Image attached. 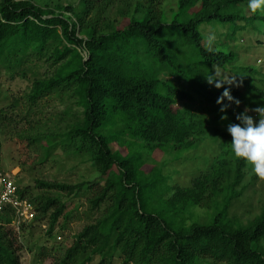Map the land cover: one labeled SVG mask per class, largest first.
I'll return each instance as SVG.
<instances>
[{
	"label": "trees",
	"instance_id": "1",
	"mask_svg": "<svg viewBox=\"0 0 264 264\" xmlns=\"http://www.w3.org/2000/svg\"><path fill=\"white\" fill-rule=\"evenodd\" d=\"M160 2L79 0L44 9L36 0H0V81L32 80L27 114L54 93L73 98L81 117L50 138L47 157L62 146L96 171L89 182L39 180L38 188L67 196L87 189L94 211L109 204L62 255L41 245L36 264H114L118 255L121 264H264V211L248 225L228 217L246 167L231 145L221 142L219 154L186 186L167 185L170 176L160 169L150 176L143 169L146 154L188 152L210 130L217 139L230 136L221 127L233 122L237 106L220 111L224 88L207 82L215 73L217 79L219 71L232 72L241 88L225 84L231 95L253 109L264 106V72L237 66L239 55L227 43L252 32L261 45L264 16L252 12L248 0H177L168 18ZM203 25H220L224 43L213 46ZM194 95L212 106V128L206 115L193 111ZM17 193L37 215L20 234L11 212L0 216V264H22L25 231L32 234L47 221L43 239L49 241L68 219L66 202L48 194L29 197L27 187L17 186ZM221 205L210 222L193 219V209Z\"/></svg>",
	"mask_w": 264,
	"mask_h": 264
},
{
	"label": "rangeland",
	"instance_id": "2",
	"mask_svg": "<svg viewBox=\"0 0 264 264\" xmlns=\"http://www.w3.org/2000/svg\"><path fill=\"white\" fill-rule=\"evenodd\" d=\"M79 0H36L38 6L42 8L49 7L55 9L57 5H76ZM162 10L168 18L172 12L177 10V0H161ZM259 13V12H258ZM264 16V14H261ZM210 26V27H209ZM216 26V27H215ZM220 25H203L201 32L206 40L214 42L213 46H218L219 41L224 43L221 32H224ZM261 45H257L252 32H247L244 36L237 35L232 41H227L230 49L235 50L239 55L237 66L260 69L264 72V34L260 38ZM45 72V69H42ZM166 78V75H164ZM217 77L223 80L230 79L233 83L232 88H241L232 72H217ZM176 81V80H175ZM177 85L187 90L188 85L177 83ZM32 80L21 78L9 79L2 76L0 81V142H1V162L0 170L8 172L15 177L16 186L29 189V197H37L48 194L54 198L67 203L66 216L68 219H62L59 222L55 236L46 241L47 221L42 227L22 233V242L25 244V250L22 253V264H36L40 246L47 244L53 249L55 256L62 255L69 248L74 238L86 225L94 223L101 214L105 212L108 203L100 211H94L91 207L90 199L93 193L82 190L74 196H67L57 191H44L38 188L37 181L51 183H62L76 185L91 181L96 171L86 157H80L72 151L65 150L59 146L51 151L47 157V149L50 146V138L61 136L70 129V126L77 122L81 117L80 110L75 107V100L67 94L61 95L54 93L49 95L35 105L29 114V104L27 95L30 93ZM195 101L192 106L194 112L206 115L209 118V126L212 128V118L208 110L213 111L203 98L194 95ZM237 107L232 123L236 121V114L249 109L248 115L254 120H258V114L253 111L248 104L240 101ZM200 111V112H199ZM222 131L227 132V125L221 127ZM213 130L209 131L207 139L200 145L188 152L170 154H149L145 155L146 166L145 173L150 176L152 168L160 169L165 176H170L167 185L186 186L206 169L209 159H213L221 150V142L225 145H231L232 137L220 139L214 138ZM59 140V139H58ZM115 149L118 147L113 145ZM143 153V152H142ZM244 179L242 184L237 187V197L232 200L228 209V217L237 219L244 225L251 223L264 211V180L256 177L250 170V165L246 164L243 169ZM219 199V204H222ZM155 210H162L160 199L156 195L153 202ZM222 210L220 207H214L212 210L201 208L193 209V219L196 221L208 223L212 217ZM190 213L188 212V219ZM193 220H188V224ZM61 237L62 240H58ZM31 242H27V239ZM43 239V240H42ZM98 261L94 264H97ZM114 264H121L119 255Z\"/></svg>",
	"mask_w": 264,
	"mask_h": 264
},
{
	"label": "clouds",
	"instance_id": "3",
	"mask_svg": "<svg viewBox=\"0 0 264 264\" xmlns=\"http://www.w3.org/2000/svg\"><path fill=\"white\" fill-rule=\"evenodd\" d=\"M248 8L252 12L264 14V0H248ZM212 75V77H214ZM209 77L207 82L209 85H214L217 89L224 88L222 95L218 97L217 104L221 105L220 111L226 113L231 104L237 107L240 105V100L231 95L230 89L225 88V84L231 85L232 80L214 79ZM227 100L229 104H225ZM249 109L236 114L238 123H229L227 132L232 137L231 150L235 157L241 158L247 165H250L251 172L259 179L264 180V106L255 108L258 114V120L248 115ZM222 120H227V115H222Z\"/></svg>",
	"mask_w": 264,
	"mask_h": 264
},
{
	"label": "built area",
	"instance_id": "4",
	"mask_svg": "<svg viewBox=\"0 0 264 264\" xmlns=\"http://www.w3.org/2000/svg\"><path fill=\"white\" fill-rule=\"evenodd\" d=\"M11 212L13 215L12 227L20 234L24 225L31 224L37 213L28 200L21 198L17 193L15 177L0 171V216ZM58 240H62L61 237Z\"/></svg>",
	"mask_w": 264,
	"mask_h": 264
}]
</instances>
